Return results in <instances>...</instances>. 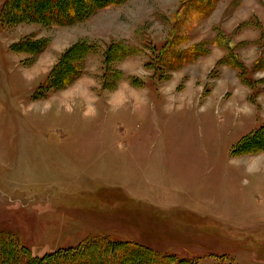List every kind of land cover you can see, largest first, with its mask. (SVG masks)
Returning <instances> with one entry per match:
<instances>
[{"label":"rangeland","instance_id":"1","mask_svg":"<svg viewBox=\"0 0 264 264\" xmlns=\"http://www.w3.org/2000/svg\"><path fill=\"white\" fill-rule=\"evenodd\" d=\"M250 12L264 17V0H126L69 26L0 22V230L16 233L34 257L107 235L198 264H264V149L253 144L236 153L240 128L230 138L211 128L220 127L219 119L224 126L246 119L256 107L250 96L264 113V53L254 63L257 50L234 44L248 28L263 26L254 19L234 26L235 14ZM23 40L25 48L13 46ZM36 42L48 48H31ZM87 43L98 52L86 56ZM74 46L84 74L35 98ZM126 48L137 55L125 56ZM193 48L239 58L240 50L257 84H238L222 57L205 90H192L186 79L193 66L170 68ZM224 68L228 84L220 80ZM125 82L162 92L171 112L206 111L212 132L197 134L192 145L189 129L168 133L173 123L160 137L148 124L142 129V97L129 103L113 95ZM212 92L215 98L202 99ZM177 114L171 119H181ZM256 118L249 129L263 125Z\"/></svg>","mask_w":264,"mask_h":264},{"label":"trees","instance_id":"2","mask_svg":"<svg viewBox=\"0 0 264 264\" xmlns=\"http://www.w3.org/2000/svg\"><path fill=\"white\" fill-rule=\"evenodd\" d=\"M124 1L126 0H6L0 14V22H6L7 25L26 21L51 26H69L86 22L99 10ZM201 8H203L202 5ZM254 20L258 22L257 19L254 18ZM250 24L257 26L253 21ZM259 28L264 34V28L262 26ZM25 42L19 41L13 46L20 50L26 47L27 42L26 44ZM33 44L36 45L31 48L38 47V50H41L45 47L43 51L49 45L43 42ZM82 45L86 56L99 50V45L96 43ZM194 48L183 51L181 55L178 54L176 63H179V66L170 69H181L208 54V51H196ZM111 49L113 47L109 50ZM80 51L79 46H74L61 56L49 77L39 86L38 92L34 95L35 98L46 97L57 89L68 88L84 74V68L80 64L83 61ZM124 51L127 57L136 56L138 52L129 48ZM183 55H187L188 58L185 59ZM78 59L82 61L79 62ZM151 60L148 62L149 66L152 64L153 60ZM223 61L238 70L239 78L245 83L254 82L248 74L249 69L244 66L245 64L236 53H228ZM165 65L167 66L166 63ZM136 81L138 79H133L131 83L136 84ZM253 144L254 147L264 149V126L258 127L239 140L234 146L235 152L239 153L243 147ZM0 264H198V262L193 259H179L173 254H164L133 241H115L107 235L91 236L76 247L72 246L42 257H34L16 233L0 230Z\"/></svg>","mask_w":264,"mask_h":264},{"label":"crops","instance_id":"3","mask_svg":"<svg viewBox=\"0 0 264 264\" xmlns=\"http://www.w3.org/2000/svg\"><path fill=\"white\" fill-rule=\"evenodd\" d=\"M236 15H238V14L234 15V17H235V25L234 26L235 27H238L241 24H244L247 21L254 19L256 17L255 19L260 20L263 24L262 28H264V17L262 15H259L260 19L257 17V14L254 12L246 13L243 16H241V15L236 16ZM235 27H233V29ZM248 29L251 31H248L246 29L247 32L245 31L242 34L240 41H238V42L234 41L235 38L233 39V41L235 42L234 44H236V45H245V46H242L243 47L242 52H245V51L250 52L253 50H257L258 53L257 52L256 53L258 54L259 57H257V59H255L254 63H258V58H261L260 57L261 53H264V34H263L261 28H248ZM238 51H239L238 53L240 54V60L245 64L244 66H246L249 69V73H252L254 75L252 69H250V66H247L248 63H246L245 60L243 59V53L240 52V50H238ZM214 53L215 52L212 51L209 54H207L208 56H206L204 59L202 58L203 60L199 59V60H196L195 62L191 63L190 66H193V67H191L193 70L191 71L190 76H188V78L186 79V81H187L186 84L189 87H191L192 90H194V87L197 86L203 92L205 90V87L209 85L207 77L210 74V71L213 69V66L216 65V63L222 57L224 58V55H225V54L224 55L222 54L221 56H219V55H216ZM229 67L232 68L231 66H229ZM229 67L226 66V68L230 69ZM232 69H230V70H232ZM234 70L235 71H233V70L232 71L235 75V79L237 80L238 84H241V85L245 84V85H248L249 87L257 84V80L255 78H253V76L251 78H253L254 82L251 85L248 83H245L241 78H239L240 76H239L238 71L236 69H234ZM228 71L229 70L224 68V70H222V72H220V75L222 74V78H220V80H223L225 84H228L226 81H228L227 79L231 75V72H228ZM260 74H262V75H260V76L258 75V77L262 78V79H258L259 84H260L261 80L262 81L264 80V70L260 71ZM201 77L203 78L202 82L200 80ZM224 79H226V80H224ZM122 81H123V79H122ZM127 87H129V88H127ZM133 88L131 87V85L126 83V84H124V88L114 92L113 95L115 96L116 99L121 100L122 102L128 101L130 103L133 101L134 98H136V94L138 93V95H140L142 97L143 102L141 103V106L143 107L144 112H145L144 117L142 119L143 121L141 122V124L143 126L142 129L146 128L145 125L148 124L149 127H152L155 129L154 133H156V135L158 134V137H160V132H158V131L160 129L166 131L168 123H173V124H171L172 128L168 129V131H171L168 133H171L172 137H174L176 135L182 136V131H185V130L187 131V129H189L188 132L193 137V140L190 141V143L192 145H197L196 144L197 134H202L203 132L207 133V131L209 133H211L212 130L214 129V131L219 130L222 134H224V137L230 138L232 133H235L237 131V129L240 128L238 130H241L242 133H244V135L240 139L236 140V142L232 141L231 147H233L244 136H246V135L250 134L251 132H253L254 130L258 129V127H256V128L253 127L250 129L248 127L251 124L252 120L256 118V116H258L256 118L257 121L259 118L264 121V115H263L264 113L263 112L261 114L257 113V110L262 109V106H263L262 103H258L256 100L254 101L252 96H250L251 103H253L256 107L253 109V111L252 110L250 111V114L247 117H245L246 119H241L240 122H238V125L225 124V126L222 125L224 123H222V121H220V119H219L220 127L219 126H218V128L217 127H211L213 129H210V131H209V130H207V128H209V124H208L209 120H210V118L208 117L209 114L206 113V111H204V110H202V112H201L199 110L200 109L199 107H196L197 109L194 108L193 110H191L190 108H187V110L185 108L184 109H174L173 110L174 113H173L169 109L168 110L166 109L165 105H167L168 100L164 96V94H162V92L161 93L160 92H148V91H145L142 89H136L135 87H133ZM76 91H77V89H74V91L71 93L75 94ZM256 93H257V91H256ZM205 95H206V97H203L202 99H206L207 96H210L211 98L216 97V95H214V92H212L210 94L208 93ZM77 99H79V98H77ZM235 99H236V96H234V100ZM247 99H248V93H246L244 95V100L247 101ZM79 100H81V99H79ZM154 100H158L159 103H154ZM105 101H106V99H105ZM236 112L238 114L235 116H238L239 114L241 116V113L238 109H236ZM176 113H178L177 114L178 116L176 118L180 117L181 119H178V120L171 119L170 115L173 114L175 117ZM182 115H184L185 117H182ZM194 115H195V117L197 116L196 118H198V120L195 119ZM195 121H197V123ZM151 123H153V124L151 125ZM198 124H200V125H198ZM262 124L263 125H261V126H264V123H262ZM179 125H182V127H180ZM201 125H203L202 130H201V127H202ZM166 133H167V131H166ZM212 138L213 137L210 136L207 141L211 142ZM160 145H162V144L160 143ZM155 146H157V145H155Z\"/></svg>","mask_w":264,"mask_h":264}]
</instances>
